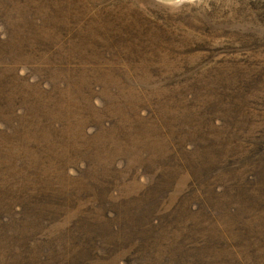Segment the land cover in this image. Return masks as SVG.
<instances>
[{
	"label": "rangeland",
	"instance_id": "1",
	"mask_svg": "<svg viewBox=\"0 0 264 264\" xmlns=\"http://www.w3.org/2000/svg\"><path fill=\"white\" fill-rule=\"evenodd\" d=\"M0 264H264V0H0Z\"/></svg>",
	"mask_w": 264,
	"mask_h": 264
},
{
	"label": "trees",
	"instance_id": "2",
	"mask_svg": "<svg viewBox=\"0 0 264 264\" xmlns=\"http://www.w3.org/2000/svg\"><path fill=\"white\" fill-rule=\"evenodd\" d=\"M55 18V15L50 17L52 20ZM6 47L9 48L8 42H6ZM12 47V46H11ZM15 50H17V47H12ZM82 102H73L77 108L78 111L70 114H63L58 112H55L54 116L45 115L52 120V125L50 126L52 130H60L65 132V139L69 135L67 133V129L69 126H74L76 123L79 122V120L83 121V132L82 135L89 136L90 134H87L86 127L88 123L92 124V132L93 135L100 134L105 138L106 146L109 150L113 151V153L117 154L119 151L126 150L127 152L132 153V146L131 142L136 137L139 136L138 142L140 143V147L146 146L153 148V141L152 139H149L151 135V131L148 127L147 134L138 135L139 129L136 126V124L133 121H128L126 118H123L120 116V114L113 112L112 114H106V113H100V112H91L88 113L86 111V106ZM81 107V108H80ZM87 114L88 117L83 118L84 115ZM83 118V119H82ZM41 130L45 129L44 124L40 123L38 125ZM138 132V133H137ZM43 150V149H42ZM48 157L56 158L54 152H51L50 150L46 151ZM166 153L170 152V148L166 149ZM114 162H122L118 161L117 159H112ZM113 167V166H112ZM114 168V167H113ZM115 169V168H114ZM71 185L68 186H59L58 189L51 190L50 192L46 191L49 194H45L42 196V199L38 201V207H42L45 209H51L54 206L59 208L61 213L63 214V211L65 210V206L67 203L71 202L70 195H68L73 189L69 190ZM30 186L29 184H23L21 192H27L29 190ZM19 189H16V192H18ZM69 190L67 193H64L65 191ZM36 191H40V189L37 187ZM40 194L37 193L35 195ZM33 195V196H35ZM53 199L55 203L49 204L50 199ZM48 199V200H47ZM62 200L61 204L59 203V200ZM43 200V201H42ZM44 200H47V203L44 202ZM64 201V203H63Z\"/></svg>",
	"mask_w": 264,
	"mask_h": 264
}]
</instances>
